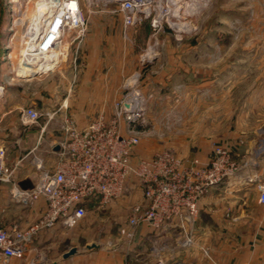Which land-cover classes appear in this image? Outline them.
I'll return each mask as SVG.
<instances>
[{
  "label": "rangeland",
  "instance_id": "obj_1",
  "mask_svg": "<svg viewBox=\"0 0 264 264\" xmlns=\"http://www.w3.org/2000/svg\"><path fill=\"white\" fill-rule=\"evenodd\" d=\"M120 1L79 0L86 21L83 37L72 41V34L63 31L54 57L43 62L52 63L53 68L42 70L38 75L34 72L35 76L21 72L25 73L22 76L16 72L26 54L42 50L41 43L39 47L30 44L27 28L35 17L43 14L48 0H0L3 9L0 12V84L3 86L0 99L6 87L17 83L26 90L38 87L46 92L49 81L56 79L63 85L60 102L67 106L81 84L82 69L84 74L91 69V74L84 76V101H95L102 96L111 104L126 93L129 98L143 96L146 121L135 127L143 148L154 150L168 146L177 153L179 136L187 138L192 134V117L198 99L199 106L228 101L233 120L241 112L253 119L262 110L259 106L264 104V0H142L133 24L127 26L123 23ZM15 18L19 19L17 24H13ZM47 49L43 51L50 54L51 49ZM5 51L10 52L9 60L1 58ZM93 69L98 72L96 76L92 75ZM113 74L118 76L114 89L109 87ZM212 82L216 85L213 97H199L194 86L203 90ZM100 86H103L102 92L93 90ZM182 102L186 123L177 118ZM199 110L204 117L207 115V107ZM108 111L111 112V107ZM135 184L129 178L121 197H129L134 202L136 195L132 186ZM108 207L99 211L107 212ZM124 211L125 208L120 210L121 215ZM49 229H63L68 233L55 241L57 257L72 244L78 251L84 250V235L80 231H84V216L73 226L58 223ZM46 251L48 257L54 254Z\"/></svg>",
  "mask_w": 264,
  "mask_h": 264
},
{
  "label": "crops",
  "instance_id": "obj_2",
  "mask_svg": "<svg viewBox=\"0 0 264 264\" xmlns=\"http://www.w3.org/2000/svg\"><path fill=\"white\" fill-rule=\"evenodd\" d=\"M0 12H3L2 7ZM85 42L89 40L86 38ZM44 65L45 70L53 68L52 63H42L38 70L44 69ZM93 70L95 74L92 72V75L96 76L98 72ZM90 71L84 74L82 69L81 84L76 87L74 97L66 107L60 102L64 94L60 90L63 85L56 79L49 81L44 89L46 92L38 87L26 90L21 83L6 87L2 92L0 151L11 175L8 181L0 179L1 228H25L44 211L45 200L42 197L30 199L24 192L34 186L40 169H51L55 164L64 116L83 128L101 112L111 115L113 104L119 98L111 104L102 96L95 101H84V76H89ZM116 81L118 76L113 74L112 86L109 87L114 89ZM213 83L203 90L195 85L194 90L199 97L206 95L211 98L216 86ZM102 89L100 86L93 90L102 92ZM28 105L40 111H55L42 132L38 125L43 123L42 118L38 124H25L20 117L21 110ZM183 105L182 102L181 110H177V118L186 123ZM197 105L192 117V134L187 138L179 136L178 153L187 157L185 162L195 157L205 162L213 145H221L231 152L238 168L200 198L198 215L194 220L182 224L164 221L156 229L147 223L131 227L128 223L130 208L142 200L141 188L135 181L132 186L136 195L134 202L129 197L120 196L107 205V212H100L94 201L86 204L84 231L80 230L84 235V250L76 249L72 255L62 258L69 248H76L72 244L57 257L55 241L68 233L63 229H44L26 244L22 258L11 257L0 264H29L30 260L32 264H264V205L257 200L264 174V104L259 106L262 110L255 118L249 119L247 113L241 112L235 120L231 117L228 101L199 106L198 99ZM206 107L207 115L204 117L199 109ZM145 116L144 113L146 121ZM143 146L140 141L139 150L144 155H151L162 147L171 148L162 146L145 150L147 148ZM124 208L121 215L120 210ZM129 231L131 235H127ZM47 249L54 254L48 257Z\"/></svg>",
  "mask_w": 264,
  "mask_h": 264
},
{
  "label": "built area",
  "instance_id": "obj_3",
  "mask_svg": "<svg viewBox=\"0 0 264 264\" xmlns=\"http://www.w3.org/2000/svg\"><path fill=\"white\" fill-rule=\"evenodd\" d=\"M47 3L43 14L33 19L31 25L36 22L39 26L38 30L31 28L28 32L29 42L33 47L41 42L40 48L51 49L54 57L63 31L72 34V41H79L84 35L86 21L79 0H52V4H56L52 8H49V0ZM142 4V0L120 1L124 25L133 24ZM18 21L15 18L13 24ZM1 58L9 60L10 52H2ZM42 70L45 69L37 72ZM21 72L19 68L16 74ZM132 98L129 93L124 94L114 102L110 116L101 112L83 128L64 116L55 164L51 169H40L34 186L24 192L30 199L42 197L45 209L25 228L6 230L0 227V262L11 257L22 258L26 244L40 230L58 223L69 227L77 224L86 214L88 202L94 201L97 209L104 208L121 196L129 178L135 179L142 192L141 202L130 208L129 225L147 223L156 229L164 221L182 224L194 220L200 198L237 170L238 163L231 152L215 144L205 162L197 157L185 162L167 147L144 155L139 150L140 137L135 127L145 121V99L139 94ZM124 103H129L128 108ZM54 114L55 111H40L28 105L21 110L20 117L25 124H38L42 118L43 123L38 124L42 132ZM10 175L11 169L0 151V179L8 181ZM257 200L264 205V174ZM32 262L30 260L29 264Z\"/></svg>",
  "mask_w": 264,
  "mask_h": 264
},
{
  "label": "water",
  "instance_id": "obj_4",
  "mask_svg": "<svg viewBox=\"0 0 264 264\" xmlns=\"http://www.w3.org/2000/svg\"><path fill=\"white\" fill-rule=\"evenodd\" d=\"M32 25L28 26V30H31ZM40 59H38L37 56L34 55H30V54H26V59L22 62V64L20 65V69L22 72H31L33 76H35L34 72H37L35 70H37L38 65L40 64ZM25 74V73H23ZM23 74H20L22 76H24ZM124 106L126 108H128L129 103H124ZM91 247H93V245H90ZM74 252H76V248L75 247H71L69 248L67 251H65L62 254V258H67L68 256L72 255Z\"/></svg>",
  "mask_w": 264,
  "mask_h": 264
},
{
  "label": "bare ground",
  "instance_id": "obj_5",
  "mask_svg": "<svg viewBox=\"0 0 264 264\" xmlns=\"http://www.w3.org/2000/svg\"><path fill=\"white\" fill-rule=\"evenodd\" d=\"M51 1H52V0H51ZM47 5H48V4H47ZM37 6H38V5H37ZM37 6H36V7H37ZM45 6H46V4H45ZM55 6H56L55 3H54V4H52V3L49 4V8H52V7H55ZM46 7L48 8V6H46ZM46 7H45V8H46ZM37 8H38V7H37ZM37 8H36V9H37ZM42 8H43V7H42ZM34 9H35V8H34ZM34 9H33V10H34ZM34 11H38V10H34ZM37 13L40 14L39 12H37ZM35 14H36V13H35ZM40 21H41V19H40ZM38 26H39V25H37V23L35 22V28H34V30H38ZM185 29H186V28H185ZM48 31H50V30H48ZM39 43H41V42H39ZM39 43H38V44H39ZM38 44H37V45H38ZM37 45H36V46H37ZM36 46H35V47H36ZM38 47H39V45H38ZM47 50H49V48H48ZM39 51H41V52H39ZM48 52H49V51L44 52L43 50H38V49H37L36 51H32V53H31V52H30V53L28 52V54H30V55H34V56H37L38 59H40V62H41L40 64H42L44 61H47V60H49V59L52 58V54H49ZM44 53H45V54H44ZM49 55H50V56H49ZM40 64H39V65H40ZM39 65H38V67H39ZM38 67H37V70H38ZM37 70H35V71H37ZM36 73H38V72H36ZM36 73H35V74H36Z\"/></svg>",
  "mask_w": 264,
  "mask_h": 264
}]
</instances>
